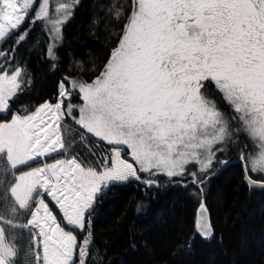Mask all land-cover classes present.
<instances>
[{"label":"snow or ice","instance_id":"1","mask_svg":"<svg viewBox=\"0 0 264 264\" xmlns=\"http://www.w3.org/2000/svg\"><path fill=\"white\" fill-rule=\"evenodd\" d=\"M78 4L0 0V264H87L88 217L110 187L151 189L165 176L202 193L217 154L241 136L245 180L264 187V0H131L127 13L114 4L112 19L126 22L99 75H66L55 102L13 112L32 83L17 49L39 22L54 70ZM89 134L109 153L82 158L77 144L97 155ZM195 229L213 234L202 199Z\"/></svg>","mask_w":264,"mask_h":264},{"label":"trees","instance_id":"2","mask_svg":"<svg viewBox=\"0 0 264 264\" xmlns=\"http://www.w3.org/2000/svg\"><path fill=\"white\" fill-rule=\"evenodd\" d=\"M130 2L79 0L63 26L54 70L46 56L49 39L37 22L16 52L27 72L25 79L30 77L32 83L18 94L12 111L23 114L22 106L32 111L45 101L55 102L58 83L66 75L87 82L99 75L126 22L125 18L112 19L113 5H122L127 13ZM28 27L25 23L21 31ZM14 39H8L3 47H9ZM72 101L81 102L77 95ZM220 107L226 116L230 114L225 104ZM88 143L96 157L82 144L76 145L85 159H99L111 148L90 134ZM244 143L241 136L239 145L217 154L202 177V193L195 185L186 188L176 178L169 181L165 176L159 177V187L151 189L135 181L110 187L88 217L92 236L87 264H264V188L249 187L245 180L240 159ZM201 199L212 225L210 238L195 229ZM83 238L78 234V239Z\"/></svg>","mask_w":264,"mask_h":264},{"label":"rangeland","instance_id":"3","mask_svg":"<svg viewBox=\"0 0 264 264\" xmlns=\"http://www.w3.org/2000/svg\"><path fill=\"white\" fill-rule=\"evenodd\" d=\"M72 103H74V104H79V103H77V102H73L72 101ZM81 103V102H80ZM91 135V134H90ZM95 138V137H94ZM96 139H98V138H96ZM103 143H106L107 144V142H104V141H102ZM125 158H127V157H125ZM196 170V166H189V171H195Z\"/></svg>","mask_w":264,"mask_h":264},{"label":"water","instance_id":"4","mask_svg":"<svg viewBox=\"0 0 264 264\" xmlns=\"http://www.w3.org/2000/svg\"><path fill=\"white\" fill-rule=\"evenodd\" d=\"M243 169H244V165H243ZM244 177H245V170H244ZM257 187V186H254ZM258 188H264V187H258Z\"/></svg>","mask_w":264,"mask_h":264},{"label":"flooded vegetation","instance_id":"5","mask_svg":"<svg viewBox=\"0 0 264 264\" xmlns=\"http://www.w3.org/2000/svg\"><path fill=\"white\" fill-rule=\"evenodd\" d=\"M222 110V109H221ZM224 164V163H223Z\"/></svg>","mask_w":264,"mask_h":264}]
</instances>
